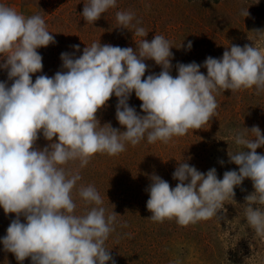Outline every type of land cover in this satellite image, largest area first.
Listing matches in <instances>:
<instances>
[{
    "label": "clouds",
    "instance_id": "1",
    "mask_svg": "<svg viewBox=\"0 0 264 264\" xmlns=\"http://www.w3.org/2000/svg\"><path fill=\"white\" fill-rule=\"evenodd\" d=\"M117 0H88L82 17L92 23ZM244 16L249 13L246 10ZM116 19L122 29L132 25V12L118 11ZM264 40V31H255ZM135 35L146 37L143 27ZM40 15L25 17L13 7L0 3V58L7 69L9 87L0 82V207L15 214L2 243L17 261L30 257L32 264H107L112 260L105 241L113 232L117 213L105 215L103 200L92 185L81 186L79 197L87 205H96L83 215H75L72 191L81 179L79 171L62 167L79 160L85 167L97 153L117 155L125 144L137 145L147 135L148 143H168L174 136H184L190 129H201L216 115L218 104L213 93L218 90L249 89L264 91V49L257 46L232 45L222 58L207 57L203 65L196 62L172 68L170 41L155 35L142 39L134 51L110 44L93 43L83 54L73 58L61 53L62 67L53 77L32 75L43 69L37 49L54 43ZM192 46L188 42V48ZM73 48L79 51V45ZM146 59L162 67L157 74L145 76ZM207 69V75L200 68ZM142 102L144 115L129 106L131 94ZM115 95L118 99L116 119L126 130L100 125L97 112ZM239 132L235 143L242 150L228 152L230 162L239 171H226L217 178L216 169L207 173L188 163H179L173 179L174 188L157 175L150 177L147 209L154 222L176 219L181 226L208 220L233 199L234 188L249 178L255 191L245 197L247 223L264 236V155L256 149L264 146L258 126ZM49 141L42 150L34 147L39 134ZM248 134L252 138H248ZM56 140L53 142V138ZM249 149L250 151H245ZM221 163H223L221 161ZM23 216L26 222H21ZM114 264V261H113Z\"/></svg>",
    "mask_w": 264,
    "mask_h": 264
},
{
    "label": "rangeland",
    "instance_id": "2",
    "mask_svg": "<svg viewBox=\"0 0 264 264\" xmlns=\"http://www.w3.org/2000/svg\"><path fill=\"white\" fill-rule=\"evenodd\" d=\"M0 3L13 7L25 17L40 15L54 36V43L37 49L43 58V69L31 74L33 82L39 75L53 77L58 71H66L61 53L78 58L93 43L132 47L138 51L142 39L151 41L155 35H163L172 47L170 74L173 77L178 75V63L203 65L209 56L222 58L232 45L264 49V40L255 32L264 31V0H117L115 8L108 9L92 23L81 15L88 0H0ZM246 10L249 15L245 17ZM118 11L132 12L135 27L118 28L121 27L116 19ZM137 27H143L148 35L136 36ZM74 45H79V51ZM144 62L148 67L142 79L162 71L153 60ZM2 63L4 59L0 58ZM200 71L207 75L206 68L201 67ZM0 82L11 86L7 69L0 68ZM213 94L218 104L216 115L201 129H190L184 136L172 137L168 143L159 140L148 143L145 134L140 143L135 146L126 143L125 150L117 155L97 153L83 168L79 160L62 166L78 170L81 176L72 191L75 215H83L96 207L85 204L78 195L79 188L88 185L99 192L106 217L113 211L119 214L115 230L104 245L112 257L107 264L113 261L114 264H264V236L255 233L245 216V197L255 191L249 178L234 188L235 196L224 201L218 217L187 226L179 225L175 218L163 222L147 219L151 216L146 204L152 175L174 188L179 181L173 179V173L179 163L186 162L205 174L215 168L217 178L222 179L226 171H239L228 155L242 150L234 136L253 126H258L264 135V91L258 94L253 86L235 92L220 89ZM117 103L113 94L96 115L101 126L110 124L124 131L116 119ZM141 103L133 92L128 104L144 115ZM248 138L252 135L248 134ZM49 143L41 132L34 147L42 150ZM256 152L264 155V146ZM255 206L264 210V205ZM15 218V214L6 215L0 207V264H32L30 257L20 262L13 253L4 250L2 239ZM20 220L26 222L23 216Z\"/></svg>",
    "mask_w": 264,
    "mask_h": 264
}]
</instances>
